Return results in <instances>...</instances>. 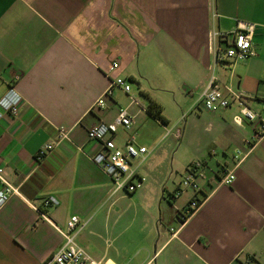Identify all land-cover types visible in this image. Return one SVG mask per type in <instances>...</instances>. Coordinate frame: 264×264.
Here are the masks:
<instances>
[{
    "label": "crops",
    "instance_id": "1",
    "mask_svg": "<svg viewBox=\"0 0 264 264\" xmlns=\"http://www.w3.org/2000/svg\"><path fill=\"white\" fill-rule=\"evenodd\" d=\"M239 23L255 25V55L217 64L211 33ZM211 76L264 113V0H0V97L13 86L23 100L0 121L2 177L16 189L0 208V264H43L71 216L84 224L78 244L107 264H264V136L254 138L236 107L202 108ZM113 77L134 90L115 88L95 107ZM122 108L134 125L119 126L115 146L148 149L144 186L132 194L114 193L89 157L101 146L88 129ZM59 127L72 143L37 162ZM193 162L204 166L199 191L173 198ZM231 171L232 185L220 184ZM48 197L57 205L45 220L37 209ZM194 198L201 204L180 226Z\"/></svg>",
    "mask_w": 264,
    "mask_h": 264
},
{
    "label": "built area",
    "instance_id": "2",
    "mask_svg": "<svg viewBox=\"0 0 264 264\" xmlns=\"http://www.w3.org/2000/svg\"><path fill=\"white\" fill-rule=\"evenodd\" d=\"M255 25L248 23H239L235 29L228 32L213 31L211 39L218 44L215 46L214 55L217 64H233L237 61L248 59L255 55L252 39ZM117 68L118 64H112ZM115 88L120 89L124 94L131 93V85L125 78H110L109 84L103 95L96 101L95 107H104L105 99L113 95ZM130 97V103L136 104L134 96ZM250 97L243 93L233 92L228 88L225 89L217 80L211 76L205 85L199 103L202 108L208 112L218 113L226 108L236 107L239 116L251 125H255V139L264 136V113L258 112L251 108ZM23 105L22 97L17 93L15 88L9 87L6 94L0 97V121L4 114L17 116ZM133 115L128 108L119 110L118 115L112 123H98L88 129V140L94 141L101 146V150L89 156L104 175L108 177L113 186V192H123L132 194L144 186L145 179L139 174V165L145 160L148 149L137 146L134 141H127L124 148H117L112 139L119 126L124 130H130L133 126ZM57 135L53 141L45 143L40 147L36 154L37 162L46 159L58 145L65 142H71L69 130L59 127L56 129ZM179 134V132L177 133ZM240 154L235 157H239ZM3 170L0 168V181L4 184L0 190V208L16 193V189L8 184L2 177ZM204 166L200 162H193L182 173L178 187L173 193V198L179 197L183 192L191 190L198 192L200 183L204 179ZM235 179L233 171L226 173L220 180V184L231 186ZM57 201L48 197L45 198L41 207L37 209L38 215L47 220L46 210L52 208ZM201 201L192 199L183 212L178 215L177 221L182 226L187 218L196 211ZM84 224L77 216H71L67 221L65 230L55 227L57 232L63 237V243L51 258L43 264H107L94 260L77 242L78 234L83 230ZM174 229H171V231ZM177 230V229H176Z\"/></svg>",
    "mask_w": 264,
    "mask_h": 264
},
{
    "label": "trees",
    "instance_id": "3",
    "mask_svg": "<svg viewBox=\"0 0 264 264\" xmlns=\"http://www.w3.org/2000/svg\"><path fill=\"white\" fill-rule=\"evenodd\" d=\"M147 111L155 119H158L161 123H165L164 118L161 116L162 109L156 102L150 101Z\"/></svg>",
    "mask_w": 264,
    "mask_h": 264
},
{
    "label": "rangeland",
    "instance_id": "4",
    "mask_svg": "<svg viewBox=\"0 0 264 264\" xmlns=\"http://www.w3.org/2000/svg\"><path fill=\"white\" fill-rule=\"evenodd\" d=\"M128 83L131 85V89L134 90V88H135V87H134V84L131 83V82H129V81H128ZM172 125H173V123H172ZM177 125H178V124H177Z\"/></svg>",
    "mask_w": 264,
    "mask_h": 264
}]
</instances>
